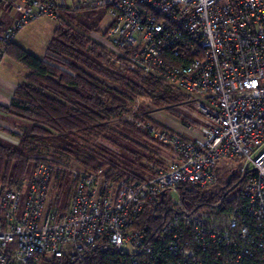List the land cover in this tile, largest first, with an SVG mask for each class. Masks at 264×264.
<instances>
[{
    "label": "built area",
    "instance_id": "1",
    "mask_svg": "<svg viewBox=\"0 0 264 264\" xmlns=\"http://www.w3.org/2000/svg\"><path fill=\"white\" fill-rule=\"evenodd\" d=\"M6 6L19 17L1 44L43 16L59 23L63 10L105 9L107 28L91 36L119 64L186 93L198 121L161 126L132 112L174 159L143 180L72 170L60 212L50 207L56 167L37 163L22 191H0V264H264V0H0ZM229 170L244 176L232 210L173 202L184 187L221 192L218 172ZM163 199L174 205L168 218L154 231L134 227Z\"/></svg>",
    "mask_w": 264,
    "mask_h": 264
},
{
    "label": "trees",
    "instance_id": "2",
    "mask_svg": "<svg viewBox=\"0 0 264 264\" xmlns=\"http://www.w3.org/2000/svg\"><path fill=\"white\" fill-rule=\"evenodd\" d=\"M103 16L105 9L102 8L79 12L63 10L43 58L32 55L13 41L0 43L4 53L28 71L26 79L16 87L10 104L0 109L32 123L21 133L7 130L16 137L15 144L0 141V191L5 188L22 191L33 164L47 162L57 166L50 207L60 212L67 208L74 192L70 158L78 168L74 170L104 169V177L112 182L127 177L143 180L154 176L156 171L146 162L163 165L158 152L163 147L161 142L136 127L133 121L122 120L118 126L112 122L127 115L131 102L137 97H146L155 108H162L177 104L188 95L170 83L130 70L115 61V54L91 36L92 32L99 31ZM148 117L146 120H151ZM144 138L156 144V150L140 142ZM56 140L64 146L46 152L48 158L42 146ZM105 142L124 155L106 148ZM218 182L224 183L220 172ZM176 193L188 211L216 213L232 210L240 204L238 190L226 197L222 192L209 193L192 187H184ZM64 201L66 205L62 207ZM173 208L171 200L164 199L156 206L149 205L138 216L134 227L154 231L164 216H170Z\"/></svg>",
    "mask_w": 264,
    "mask_h": 264
},
{
    "label": "rangeland",
    "instance_id": "3",
    "mask_svg": "<svg viewBox=\"0 0 264 264\" xmlns=\"http://www.w3.org/2000/svg\"><path fill=\"white\" fill-rule=\"evenodd\" d=\"M110 19H111V17L108 15L103 16V19H101L99 26H98L99 34L104 32V30L107 28V25H108V22ZM57 25H58V22L55 19H51V18L46 17V16H43L37 20L31 21L30 23L25 25L24 28H22L21 30H19L17 32V34L20 35V37H21L20 43L22 44V46L24 47V49L27 52H29L32 55L39 57V58L43 57L46 53L48 42L53 38L54 30H55ZM187 100H188V98L185 97L184 100H182L181 102H179L177 104L169 105V106L162 107V108H155L151 104L150 99H148L146 97L145 98L137 97L131 102L130 111L127 113V115H124L122 117V119L117 118L116 120H114L112 122V124L114 126H118L119 125L118 123L122 120L131 121L129 118V115L132 112L135 113V118H137V119L141 118L142 120H146L147 117L149 116L148 117L149 119H151L155 124H157V123L161 124V126H163V124L166 123V121H165L166 119H168L169 121H171L173 119L179 120V121H184L190 117V118H192V120L194 122H197L198 120L193 119L191 114H195L198 116V113L196 112L195 107L191 103H187ZM13 116H12V118L10 117V122L12 123L13 126H16L18 128V129L16 128L17 133H21V131H23L24 129H29L31 127V125H32L31 122L24 120V119H21L17 116H14V117ZM3 133H4V136L0 137V141L6 142V143H11V144L12 143L15 144L17 142L16 137H14L10 133H8L7 130H4ZM140 142H143L144 144H146L150 148H154L153 151L156 150V148L154 146H157V145L156 144L152 145L151 144L152 142L147 140L146 138L140 140ZM161 144L163 145V147H161V149H159L158 152L164 160L163 165L162 166H156V165H153V164L148 163V162L145 163V164H148L149 166H151L154 171H157L158 169L166 166L168 163H170L174 159V156H173L170 148L163 143H161ZM103 145L106 148H108L109 150H111L112 152H114L115 154H118L121 156L124 155L121 150H119L117 147L113 146L112 144L105 142V143H103ZM61 146H64V144L61 141L56 140V141H51V142H45L44 145L42 146V150L44 151V153L53 152ZM46 156L48 157L49 154H47ZM236 162H237L236 159L233 160L232 162L222 160L219 162V165L221 168H224L226 166L235 165ZM69 165H70L69 169H72V170L78 169L77 166L74 164L73 158H70V164ZM35 166H36V163L33 164L32 168L30 170L29 176L34 171ZM55 167L57 168V166H55ZM102 170H103V173L106 172V170H104V169H102ZM223 173L224 172L221 171V178H222V180H225V175ZM70 174H71V181L73 183L72 186L74 188L75 179L72 176V172H70ZM54 189H55V178L53 177V187L51 190V197H50L51 201L54 197ZM170 196L172 197L173 202L176 203L177 202V195L175 193L171 192ZM62 205H63L62 207H64L66 205V202L64 201V203Z\"/></svg>",
    "mask_w": 264,
    "mask_h": 264
},
{
    "label": "crops",
    "instance_id": "4",
    "mask_svg": "<svg viewBox=\"0 0 264 264\" xmlns=\"http://www.w3.org/2000/svg\"><path fill=\"white\" fill-rule=\"evenodd\" d=\"M18 17V12L8 6L0 8V31L12 26ZM20 38V35L16 34L13 43L24 48L20 43ZM27 74L28 71L23 65L10 58L4 53V50L0 48V106L7 107L10 104L16 87L26 79ZM12 116L13 115L0 109V137L4 136L3 131L5 129L13 132H16L18 129L10 122V117L12 118ZM165 121V125H172V122L168 119Z\"/></svg>",
    "mask_w": 264,
    "mask_h": 264
},
{
    "label": "flooded vegetation",
    "instance_id": "5",
    "mask_svg": "<svg viewBox=\"0 0 264 264\" xmlns=\"http://www.w3.org/2000/svg\"><path fill=\"white\" fill-rule=\"evenodd\" d=\"M223 174L225 175V180L221 185V192L223 196H228L233 191H235L236 188H238V186L240 185V178L238 174L233 170L225 171ZM231 188L232 190H230Z\"/></svg>",
    "mask_w": 264,
    "mask_h": 264
},
{
    "label": "water",
    "instance_id": "6",
    "mask_svg": "<svg viewBox=\"0 0 264 264\" xmlns=\"http://www.w3.org/2000/svg\"><path fill=\"white\" fill-rule=\"evenodd\" d=\"M243 177H244V176L241 177L240 181L243 179ZM230 190H232V188H231Z\"/></svg>",
    "mask_w": 264,
    "mask_h": 264
}]
</instances>
